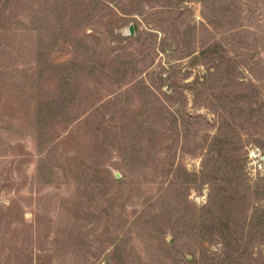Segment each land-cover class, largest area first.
<instances>
[{
    "label": "rangeland",
    "instance_id": "rangeland-1",
    "mask_svg": "<svg viewBox=\"0 0 264 264\" xmlns=\"http://www.w3.org/2000/svg\"><path fill=\"white\" fill-rule=\"evenodd\" d=\"M262 158L264 0H0V264H264Z\"/></svg>",
    "mask_w": 264,
    "mask_h": 264
},
{
    "label": "water",
    "instance_id": "water-1",
    "mask_svg": "<svg viewBox=\"0 0 264 264\" xmlns=\"http://www.w3.org/2000/svg\"><path fill=\"white\" fill-rule=\"evenodd\" d=\"M133 26L131 25V26H129V28H128V34L129 35H133ZM262 161L264 162V158H262Z\"/></svg>",
    "mask_w": 264,
    "mask_h": 264
}]
</instances>
